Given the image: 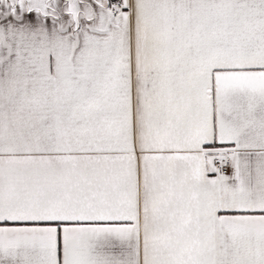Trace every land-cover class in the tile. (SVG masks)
Instances as JSON below:
<instances>
[{
  "label": "snow or ice",
  "instance_id": "snow-or-ice-1",
  "mask_svg": "<svg viewBox=\"0 0 264 264\" xmlns=\"http://www.w3.org/2000/svg\"><path fill=\"white\" fill-rule=\"evenodd\" d=\"M0 264H264V0H0Z\"/></svg>",
  "mask_w": 264,
  "mask_h": 264
}]
</instances>
